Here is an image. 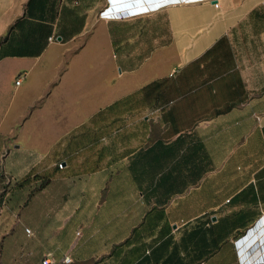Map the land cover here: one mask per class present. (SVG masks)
<instances>
[{"label": "crops", "instance_id": "1", "mask_svg": "<svg viewBox=\"0 0 264 264\" xmlns=\"http://www.w3.org/2000/svg\"><path fill=\"white\" fill-rule=\"evenodd\" d=\"M218 2L0 0V123L42 87L69 122L27 171L25 118L0 132V264H264V0ZM49 167L58 202L6 244Z\"/></svg>", "mask_w": 264, "mask_h": 264}, {"label": "rangeland", "instance_id": "2", "mask_svg": "<svg viewBox=\"0 0 264 264\" xmlns=\"http://www.w3.org/2000/svg\"><path fill=\"white\" fill-rule=\"evenodd\" d=\"M48 80L49 78L47 75L44 78V83L47 84ZM45 92L46 90L42 87L41 89L28 94V96L25 94V100L23 98L24 104L20 101L13 102V107L10 111L8 120H4L0 123V132L3 133L8 132L11 127H14L15 132L17 131V128L18 130L20 129L21 140H19V144L21 150H23L21 152H24L25 171L30 170L35 166L36 163L34 164L33 160L36 158H44V155L50 153L51 150L53 152V149L50 148V141L51 139H54V137H51V133L56 132L61 129L60 127L63 128L65 124L69 123L66 120H63L62 122L60 121L65 106L52 104L49 99L47 100V98H45L40 105L35 107V104L43 97ZM2 107L4 106H1L0 104V112ZM17 115H19L18 118L21 119L24 117L25 120L21 121L23 123L21 127L15 128L16 126L14 125L16 123L14 122V119ZM62 161L64 162V160ZM45 171L44 175L45 178L49 180V183L44 188H40V184L37 185V183L25 186L23 199L20 198L19 202V218L10 217L7 213L1 215V221H3L1 226H5L9 233L6 239V244L11 240H14L15 242L26 240L28 233L25 231V228L30 230L36 228L38 225L37 215L40 208L43 207L44 204L53 203L59 200V194L62 192L65 184V170H58V172H56L57 170L54 171L53 168L49 167ZM10 252L11 251L5 247L3 254L1 253L4 264H9L7 262L10 260ZM29 264L36 263L31 262Z\"/></svg>", "mask_w": 264, "mask_h": 264}, {"label": "built area", "instance_id": "3", "mask_svg": "<svg viewBox=\"0 0 264 264\" xmlns=\"http://www.w3.org/2000/svg\"><path fill=\"white\" fill-rule=\"evenodd\" d=\"M116 0H108L109 5H107L105 8H103L99 15L103 18H120L123 16H132L135 15L139 12H146L149 10H153V9H157L161 6H164L166 4H170V3H179V2H190V1H200V0H156L153 3H149V0H146L147 3H144L145 0L142 1H137L136 2V6H132V7H128L123 11H117L116 9H118V7H116V5L113 4V2ZM212 1V4L214 7H218L219 2L218 0H210ZM132 5V4H130ZM127 6V5H126ZM51 38V37H50ZM20 77L17 78L16 80V84H18L20 82ZM59 167L61 166L60 164L58 165ZM25 231L27 233L30 232L29 229H25ZM261 261H264V257L261 259ZM61 262L63 263H70L71 262V258L68 255L63 256V258L61 259ZM57 260L51 255V254H47L45 255L42 260H41V264H56Z\"/></svg>", "mask_w": 264, "mask_h": 264}, {"label": "trees", "instance_id": "4", "mask_svg": "<svg viewBox=\"0 0 264 264\" xmlns=\"http://www.w3.org/2000/svg\"><path fill=\"white\" fill-rule=\"evenodd\" d=\"M25 181H26V184L30 182V180H29V176H27V177L25 178ZM47 182H48V179H45V180L43 181V185L46 184Z\"/></svg>", "mask_w": 264, "mask_h": 264}, {"label": "water", "instance_id": "5", "mask_svg": "<svg viewBox=\"0 0 264 264\" xmlns=\"http://www.w3.org/2000/svg\"><path fill=\"white\" fill-rule=\"evenodd\" d=\"M119 1H123V0H119Z\"/></svg>", "mask_w": 264, "mask_h": 264}]
</instances>
